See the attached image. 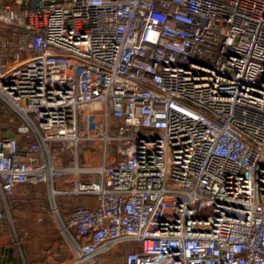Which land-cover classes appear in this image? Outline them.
I'll use <instances>...</instances> for the list:
<instances>
[{"label": "built area", "instance_id": "1", "mask_svg": "<svg viewBox=\"0 0 264 264\" xmlns=\"http://www.w3.org/2000/svg\"><path fill=\"white\" fill-rule=\"evenodd\" d=\"M0 44V222L44 184L67 264H264V0H0Z\"/></svg>", "mask_w": 264, "mask_h": 264}, {"label": "crops", "instance_id": "2", "mask_svg": "<svg viewBox=\"0 0 264 264\" xmlns=\"http://www.w3.org/2000/svg\"><path fill=\"white\" fill-rule=\"evenodd\" d=\"M8 35H10L9 31L6 33V36ZM12 56L11 51L0 44V63L9 62ZM16 120H11V122H15V128L13 130L8 129V132L12 133L16 130L19 124L18 119ZM94 146L97 150L93 151L94 149H92L86 152L83 162L89 164L100 163V143H96ZM41 185L46 188L44 184ZM12 196H15V194ZM84 202H86V199L75 201V203L79 204ZM60 206L64 210L63 217L67 218L70 214L71 206H67L65 200L60 202ZM19 212L21 237L16 232L14 233L13 226L7 222L6 216L0 222V264H67L72 260L74 253L67 239L64 237L65 241H62L61 235L54 229H50L51 227L45 222H49L51 218L56 221L55 216L50 211L49 197L43 204L34 205L30 203L22 206ZM122 250L125 251V247H112L111 250L103 255L104 257H101L102 262L109 264L112 256L115 253L122 252Z\"/></svg>", "mask_w": 264, "mask_h": 264}, {"label": "rangeland", "instance_id": "3", "mask_svg": "<svg viewBox=\"0 0 264 264\" xmlns=\"http://www.w3.org/2000/svg\"><path fill=\"white\" fill-rule=\"evenodd\" d=\"M18 117L13 113L10 106H8L7 103H5L0 98V125L4 129H10L13 130L15 128V122L17 121ZM95 143L93 144H87L82 147L81 152V158L84 161V154L92 149L93 151H96ZM99 150H101L99 146ZM99 156L101 157V151H99ZM47 193L46 188L41 184H30V185H24V186H18L15 191V196H12V198H8L9 202V210L6 213V220L8 223L12 224L14 233L21 237L22 231H20V222H19V211L21 210L22 206L28 205V204H36L40 205L43 204L45 201H47ZM13 206V207H12ZM47 225H49L51 228L54 229L59 235H61V240L65 241L64 236L60 232V227L57 221L54 219H50L49 222L45 221ZM43 223V222H42ZM45 224V223H44ZM44 226V225H43ZM122 249V248H121ZM21 252V251H20ZM71 252V251H70ZM22 254V253H21ZM123 255L124 251L115 253L112 256V260L109 264H123ZM104 257V256H103ZM101 264H104L103 262Z\"/></svg>", "mask_w": 264, "mask_h": 264}, {"label": "trees", "instance_id": "4", "mask_svg": "<svg viewBox=\"0 0 264 264\" xmlns=\"http://www.w3.org/2000/svg\"><path fill=\"white\" fill-rule=\"evenodd\" d=\"M10 197H11V196H10ZM10 197H9V198H10Z\"/></svg>", "mask_w": 264, "mask_h": 264}]
</instances>
